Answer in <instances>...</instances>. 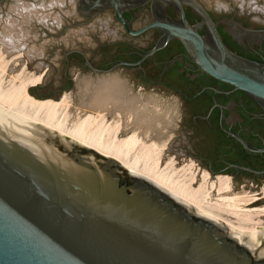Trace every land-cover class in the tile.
Wrapping results in <instances>:
<instances>
[{"label": "water", "instance_id": "water-1", "mask_svg": "<svg viewBox=\"0 0 264 264\" xmlns=\"http://www.w3.org/2000/svg\"><path fill=\"white\" fill-rule=\"evenodd\" d=\"M162 1L179 7L184 27L158 16L157 0H78L88 22L113 9L130 36L151 29L162 33L138 63L99 70L80 53L85 68L109 74L138 66L176 38L204 73L264 103V71L234 57L211 24L221 51L215 58L188 24L183 1ZM148 2L153 21L134 30L123 14ZM189 4L209 19L196 0ZM72 53L65 54L66 61ZM229 135L247 152L264 153ZM229 168L264 175V170ZM0 264H264V239L252 240L207 220L117 162L0 109Z\"/></svg>", "mask_w": 264, "mask_h": 264}, {"label": "rangeland", "instance_id": "rangeland-1", "mask_svg": "<svg viewBox=\"0 0 264 264\" xmlns=\"http://www.w3.org/2000/svg\"><path fill=\"white\" fill-rule=\"evenodd\" d=\"M77 2L78 0H3L0 4V35L13 45L10 52H3L4 57L7 55L5 61L9 63L5 64L6 70H14L13 73H23L27 77L42 76L41 83L30 88V93L38 99L60 100L68 95L75 107H86L84 104L90 101L97 89V92L101 87L103 90L105 84L110 90H115L116 87L121 90L122 101L125 98L128 99L127 102L134 103L137 99L140 101L137 106H146L149 111L156 106V113L164 120V132L170 137L164 168L170 167L167 166L170 157H175L179 164L194 160L202 170L200 178L205 175V171L215 180L229 176L235 192L246 191L260 199L251 206L252 209L264 207V175L238 171L229 166H205L204 163H214L224 155L231 161L250 164L243 167L264 170L259 160L246 156L232 140L221 136L218 129L182 120V103L174 89H180L177 84L183 80L172 72L155 70L150 66L142 73L116 69L109 74H95L83 68L84 58L80 53L85 54L92 66L97 68L112 59L127 58V55L134 53L129 43L145 48L152 39L125 37L110 11H105L88 22L89 19L80 14ZM203 2L212 9H222L230 17L235 9L239 11L238 17L242 16L241 12L246 11L253 23L264 24V0ZM149 19L150 14L145 13L133 25L138 28ZM82 23L86 24L81 25ZM1 47L5 51V44ZM71 51L76 53L70 54L66 61L65 54ZM19 56L20 59L15 61ZM149 111V115H152Z\"/></svg>", "mask_w": 264, "mask_h": 264}, {"label": "bare ground", "instance_id": "bare-ground-1", "mask_svg": "<svg viewBox=\"0 0 264 264\" xmlns=\"http://www.w3.org/2000/svg\"><path fill=\"white\" fill-rule=\"evenodd\" d=\"M3 38L0 35V44L6 47L4 51L0 45L1 110L117 162L207 220L252 240L264 238V207L251 208L260 201L257 195L235 192L229 176L215 180L205 171L200 178L202 170L194 160L179 164L170 157V167L164 168L170 137L164 132V120L157 114L156 106L149 111L146 106H137V99L129 103L123 97L122 101L121 90H110L105 84L84 104L86 107H75L68 95L60 100L35 98L30 88L40 84L42 76L27 77L6 70L7 55L4 57L3 52H10L13 45Z\"/></svg>", "mask_w": 264, "mask_h": 264}, {"label": "flooded vegetation", "instance_id": "flooded-vegetation-1", "mask_svg": "<svg viewBox=\"0 0 264 264\" xmlns=\"http://www.w3.org/2000/svg\"><path fill=\"white\" fill-rule=\"evenodd\" d=\"M123 1L131 2L133 0ZM182 1L188 24L204 39L207 46L213 49L216 53L215 58H221V51L213 35L211 24L218 32L222 43L234 57L264 71V24L253 23L246 11L241 12L242 16L238 17L239 11L235 9L233 16L230 17L223 13L222 9H212L203 0H196L209 15V19H206L197 6L189 4L190 0ZM151 5L152 3L148 2L143 7L127 9L124 12V18L129 21L134 30H138L153 21ZM107 11L112 12L117 24L125 33V37L130 39L151 38L152 40L145 48L129 43L130 48L135 53L133 58L112 59L97 69L108 70L122 62L138 63L147 52L157 45L162 35L161 31L151 29L140 36H130L117 21L114 10L109 9ZM145 13L150 14V19L142 26L135 28L133 23ZM156 13L158 16L168 18L174 24L184 27L181 10L177 5L157 0ZM82 62L85 65L84 59ZM84 65L83 68L87 69ZM148 66L155 70L172 72L178 79L183 80L182 83L177 84L181 88L174 89V93L181 100L182 120L184 122L218 129L221 136L232 140L246 156L259 160L260 166H264V153L247 152L233 136L229 135L232 133L244 139L250 147L264 148V103L253 99L241 90H237L234 86L204 73L187 52L183 42L176 38L172 39L153 56L145 59L140 65L134 67L121 66L116 69L142 73L146 72ZM262 74L264 75V72ZM252 139L258 141L254 142ZM204 164L205 166H250V164L231 161L224 155L220 156L214 163L206 162Z\"/></svg>", "mask_w": 264, "mask_h": 264}]
</instances>
